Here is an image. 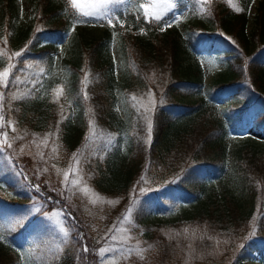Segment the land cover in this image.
I'll list each match as a JSON object with an SVG mask.
<instances>
[{"label":"trees","instance_id":"trees-1","mask_svg":"<svg viewBox=\"0 0 264 264\" xmlns=\"http://www.w3.org/2000/svg\"><path fill=\"white\" fill-rule=\"evenodd\" d=\"M24 1L27 11L20 0H0V71L15 65L0 87V134L12 144H0V264H94L95 240L110 223L134 200L133 215L149 216V198L174 202L172 189L187 199L176 225L206 221L211 230L239 231L238 256L264 264L253 254L264 255V0H176L184 15L164 28L171 12L158 24L119 10L100 30L79 28L67 0ZM25 46L19 60H9ZM206 53L218 61L209 79ZM152 73L163 81L159 90ZM149 91L156 101L150 134L141 104ZM73 179L118 203L85 212ZM55 208L63 224L53 220ZM156 237L150 263L140 264L171 260L173 242Z\"/></svg>","mask_w":264,"mask_h":264},{"label":"rangeland","instance_id":"rangeland-1","mask_svg":"<svg viewBox=\"0 0 264 264\" xmlns=\"http://www.w3.org/2000/svg\"><path fill=\"white\" fill-rule=\"evenodd\" d=\"M205 0H200V2ZM143 0H125L123 4H112L109 5L107 9L103 11L112 12L118 14L119 9L127 8L133 9L136 13H140L143 16V9H139L137 5L142 3ZM77 3L81 9H87L92 4L95 3V0H77ZM172 7L167 12H172V17H182L184 12H179L176 10V0H171ZM20 5L23 10L27 11L28 6L24 0H20ZM157 9L148 8L149 15H155ZM166 12V13H167ZM254 10L251 11V14ZM109 16V15H108ZM77 19V17H76ZM84 22L76 23L79 28L94 29L100 30L101 24L107 21H95L87 20V18H82ZM83 26V27H81ZM206 65L207 70L205 71L206 79H209L210 76L215 72L217 68L218 61L215 59L214 54L206 53ZM151 79H158L151 74ZM162 79L154 82L155 88L159 90L162 87ZM149 93L145 96L146 98L141 101V104L145 108L152 109V104L149 101ZM152 94V92H151ZM153 97V94H152ZM152 111V110H151ZM151 111H147L146 118L150 120ZM0 140L2 137L0 136ZM5 157H0V165L5 161ZM7 166H10V163H5ZM86 183H78V189L82 196H85L88 207L83 206L82 209L87 212H91V209L103 202L108 200L115 201L116 199L106 198L103 195L97 193L91 186L87 185L90 191L85 194L81 189ZM168 189L172 188V185L167 187ZM152 189H155L152 186ZM149 189L147 191H150ZM175 194V201H159L157 196L149 198V208L150 215L144 217H136L133 215L135 209V204L137 200H134L125 213L121 215L116 221L110 223L102 232L101 236L97 237L95 242L97 243V251L95 252V262L94 264H140L146 260L150 263L151 251L155 249L156 242L158 241L157 237L148 239L151 235L162 234L169 241L173 242L171 247V260L165 262L164 264H232L234 260H239L244 264H255L256 261L253 260L250 262V259L247 255L239 257L242 247L245 243L243 241L244 234H240L239 231L227 230H211L206 221H185L178 225L175 222L180 217V212L182 204L187 201L186 195H179V192L175 189H172ZM157 192L170 196L168 191L164 189H159ZM178 192V193H177ZM99 195L102 198L101 202L92 204L89 202V199H96V195ZM53 192L50 189L45 190L44 196H51ZM165 196H162L164 200ZM38 206V203L31 205V208L35 209ZM65 205H61L63 208ZM131 209V212L128 210ZM53 220L58 224H63L66 219L64 218L62 212L55 208L51 211ZM124 215H128L130 222H124ZM187 230V231H185ZM115 237V239H113ZM104 248H114L121 251L107 253L103 259L99 255V249ZM129 249L134 251L131 254H127ZM143 249L142 255L143 259L140 258L138 254L139 250ZM21 254L27 252L26 246L21 247ZM256 257H259L261 252L254 251L253 253ZM264 258V257H263ZM151 264H161L159 262H151Z\"/></svg>","mask_w":264,"mask_h":264},{"label":"snow or ice","instance_id":"snow-or-ice-1","mask_svg":"<svg viewBox=\"0 0 264 264\" xmlns=\"http://www.w3.org/2000/svg\"><path fill=\"white\" fill-rule=\"evenodd\" d=\"M197 2L199 3L200 0H197ZM208 2H210V0H208ZM67 3L70 5L71 8H73L76 12L77 15V19L75 21V23H81L84 22V20H82V18H87V20H95V21H107V23L109 25L113 24V21L115 20V17H109L107 12L103 11L104 9H107L109 7V5L112 4H123L125 3V0H95V3L92 4L89 8L87 9H81L77 3V0H67ZM137 7L139 9H143V16L144 18H146L147 22L151 23V22H156V23H160L163 20V16L165 15V13L170 10V8L172 7V3L171 0H143L142 3H139L137 5ZM148 8H153V9H157V12L155 15H149L148 13ZM236 11H240L239 8H236ZM178 17H173V20H163V25L164 26H172V22L173 21H178ZM116 23H120L119 21H116ZM123 26V25H121ZM73 27H75V24L73 25ZM5 43H7L5 41ZM29 44L31 43V41L28 42ZM22 49L21 51H16L14 53L11 54V56L9 57V60H11L13 57H21L23 52L26 50ZM0 56H2V51H0ZM15 68V65L12 63H8L7 67L4 68L3 71H0V87H7V85L10 83V77L12 75L11 73V69ZM87 74H85V80H87ZM83 84V82H82ZM149 101L152 104L153 108L152 109H148L145 108V112L147 111H151L154 110L155 107V103L156 101L154 100V98L152 97L151 91H149ZM64 96V91L62 87H57L55 89H53V102L59 103L61 97ZM22 97H17V96H13L12 99H20ZM3 99V93H0V100ZM84 99H88V96L86 94V92L84 93ZM132 99L135 101L137 98L136 97H132ZM89 112H91V109H89ZM3 116L0 115V127H3ZM9 124H11V122H9ZM89 128H90V132L95 135V131H94V121H89ZM147 128L149 131V134L151 133V129H152V122L151 120H148L147 123ZM0 135H3L4 139L0 140V144H6L7 147L11 148L12 144L8 142L7 140V133H2ZM41 144H43V146L47 147L48 145V136H45L41 141ZM40 145H37V147H39ZM24 149L21 148V152H23ZM55 148L53 149V152H55ZM39 155L41 156V158L43 159L44 154L43 153H39ZM73 159L75 161V164L77 166V170H78V166L80 161L77 159L76 155L74 154ZM71 167H70V171H71ZM69 179V173L66 172L64 174V182H68ZM72 185H77L78 183H82V181H78L76 179H73L71 181ZM39 190L38 186H37V191ZM81 191H83L85 194L88 193V191H90V189L88 188V186L85 184L84 187L81 189ZM102 198L97 194L96 195V199H89V202L92 204H96L97 202H101ZM108 204H115L118 203V201H113V200H108L107 201ZM38 211V209H37ZM129 212H131V209L128 210ZM124 222H130V218L128 215H124L123 217V221ZM187 231V230H185ZM5 237L3 235L2 232H0V240H3ZM113 239H115V237H113ZM88 248L85 247L84 248V252H87ZM99 255L101 257V259H103V257L107 254V253H111V252H117V251H121L119 249H114V248H104L101 247L99 250ZM134 250L133 249H129L127 254H131ZM143 249H140L138 254L140 255V258L143 259V255H142Z\"/></svg>","mask_w":264,"mask_h":264},{"label":"water","instance_id":"water-1","mask_svg":"<svg viewBox=\"0 0 264 264\" xmlns=\"http://www.w3.org/2000/svg\"><path fill=\"white\" fill-rule=\"evenodd\" d=\"M28 180H29V182L31 183V185L32 186H35V187H37V185L35 184V182L34 181H32L29 177H26Z\"/></svg>","mask_w":264,"mask_h":264},{"label":"bare ground","instance_id":"bare-ground-1","mask_svg":"<svg viewBox=\"0 0 264 264\" xmlns=\"http://www.w3.org/2000/svg\"><path fill=\"white\" fill-rule=\"evenodd\" d=\"M13 44V43H12ZM20 51V50H19ZM13 53H14V51H13ZM17 60H19L18 58H17ZM58 87V86H57ZM9 125V124H8ZM14 125V124H13ZM12 126V125H11ZM14 128V127H13ZM10 129H12V128H10Z\"/></svg>","mask_w":264,"mask_h":264}]
</instances>
